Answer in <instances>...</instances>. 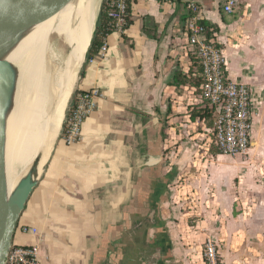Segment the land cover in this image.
I'll list each match as a JSON object with an SVG mask.
<instances>
[{
	"label": "crops",
	"instance_id": "crops-1",
	"mask_svg": "<svg viewBox=\"0 0 264 264\" xmlns=\"http://www.w3.org/2000/svg\"><path fill=\"white\" fill-rule=\"evenodd\" d=\"M196 1L227 78L253 94L248 157L214 155L205 121L190 118L203 101L191 84L189 48L175 41L187 0H131L130 26L107 36L105 59L98 51L86 58L74 88H96L103 98L79 142L57 139L48 152L14 232L13 244L38 247L41 264H203L209 238L220 264H264V209L248 218L232 194L234 182L240 190L256 177L254 198L264 201V0H239L229 15L225 0ZM163 178L171 194L160 205L161 229L132 228L137 204L155 198L145 192ZM21 226L37 234H23Z\"/></svg>",
	"mask_w": 264,
	"mask_h": 264
},
{
	"label": "bare ground",
	"instance_id": "bare-ground-1",
	"mask_svg": "<svg viewBox=\"0 0 264 264\" xmlns=\"http://www.w3.org/2000/svg\"><path fill=\"white\" fill-rule=\"evenodd\" d=\"M99 3L75 0L49 19L7 35L10 42L0 59L9 62L17 76L13 109L6 117L0 179V192L7 198L37 153L58 134Z\"/></svg>",
	"mask_w": 264,
	"mask_h": 264
},
{
	"label": "built area",
	"instance_id": "built-area-1",
	"mask_svg": "<svg viewBox=\"0 0 264 264\" xmlns=\"http://www.w3.org/2000/svg\"><path fill=\"white\" fill-rule=\"evenodd\" d=\"M239 0H225L223 12L232 14L239 6ZM131 0H103L107 16L112 21L113 32L123 34L125 16ZM186 18L183 28L178 31L175 41L189 48V54L198 59L203 82L200 85L201 100L212 110L213 128L210 130L209 147L212 145L220 154L235 159H246L251 147L253 118L256 115V103L251 89L246 84L236 83L227 78L226 62L222 50L215 41V34L199 18V5L196 0H187ZM107 37L98 49L97 57L107 56ZM71 102L60 140L66 146H73L81 138L82 126L86 118L103 98L100 90L94 88L86 92H75ZM23 234L36 235L37 230L21 226ZM203 264H220L219 248L209 238L203 244ZM5 264H41L38 247L33 245L12 244Z\"/></svg>",
	"mask_w": 264,
	"mask_h": 264
},
{
	"label": "water",
	"instance_id": "water-1",
	"mask_svg": "<svg viewBox=\"0 0 264 264\" xmlns=\"http://www.w3.org/2000/svg\"><path fill=\"white\" fill-rule=\"evenodd\" d=\"M75 0H0V53L8 46L7 35L16 28L39 24L63 9ZM103 5L100 0L99 8L91 34L90 43L83 56L82 63L77 72L73 90L63 111L62 122L56 138L40 150L28 172L19 180L12 194L7 198L0 192V264H5L6 257L11 248L13 235L25 205L37 185L38 179L44 170L46 157L57 139H60L64 121L74 96V88L90 50L98 18ZM16 73L6 60L0 59V179L5 144V126L7 114L13 109L16 88ZM45 148V147H44ZM149 166H147L148 168ZM158 168V167H156ZM159 169V168H158ZM144 255V256H143ZM146 253H142L144 261Z\"/></svg>",
	"mask_w": 264,
	"mask_h": 264
},
{
	"label": "trees",
	"instance_id": "trees-1",
	"mask_svg": "<svg viewBox=\"0 0 264 264\" xmlns=\"http://www.w3.org/2000/svg\"><path fill=\"white\" fill-rule=\"evenodd\" d=\"M130 24H131V21H130V9H129L125 16V28L127 29L130 26ZM111 33H113L112 21L107 16L106 5L104 6L102 5L101 12H100L98 22H97L96 31L94 34V38L91 44V48L87 54V57L89 58L93 57L97 53L100 46L103 44V41L105 40V38ZM191 60L194 66L193 79L191 81V84L200 93L199 87L203 82L201 66L196 57L192 56ZM72 102H74V97L72 98ZM190 118L192 120L201 119L205 121L207 128H209L210 130L213 128L212 110L209 109L207 103L204 101L201 104L195 106V108L190 114ZM63 129H64V125H63ZM212 153L214 155L220 154V152L217 149H214V150L212 149ZM159 225L161 226V224Z\"/></svg>",
	"mask_w": 264,
	"mask_h": 264
},
{
	"label": "flooded vegetation",
	"instance_id": "flooded-vegetation-1",
	"mask_svg": "<svg viewBox=\"0 0 264 264\" xmlns=\"http://www.w3.org/2000/svg\"><path fill=\"white\" fill-rule=\"evenodd\" d=\"M167 187L168 179L163 178L161 181L151 182V185L148 187L147 191L145 192L144 190L145 194L152 193L155 198H143L140 200L141 202L137 204L138 207L134 209L136 216L133 218L135 222L132 228H150L153 225L152 227H155L157 231L161 229L160 225L158 224L159 210L160 205L169 199V191Z\"/></svg>",
	"mask_w": 264,
	"mask_h": 264
},
{
	"label": "rangeland",
	"instance_id": "rangeland-1",
	"mask_svg": "<svg viewBox=\"0 0 264 264\" xmlns=\"http://www.w3.org/2000/svg\"><path fill=\"white\" fill-rule=\"evenodd\" d=\"M53 39L54 38H52V40ZM52 43H53L54 46H56V44H57L56 42H52ZM210 148H212L213 150L215 149L213 145ZM260 181H261V179L254 177L253 179L250 180V183H252V185H249L247 187L246 186H242V188H240V190L238 189V185L236 183L237 181L233 183L234 186L236 185L235 188H237V189H235V191H233L232 194L234 195V193L237 192L238 198H242V202L240 204V209H238V210H239V212L241 214L248 215L249 216L248 218H252V216H253V214L255 212L257 213L258 211H261V210L264 209V206H262L263 205L262 202H264L263 199L254 198V196H257V194H260V193H258L256 191L258 189V187L259 188L261 187L260 184H259ZM255 183L257 185H254ZM169 194H171V192H169ZM245 194L248 197L244 198L243 196H245ZM234 198H233V201H232L233 208L237 207L236 202L234 201ZM187 202L188 201H180L179 205H181L183 207V209H181V210H184V208L187 209V205L189 203V202L188 203ZM194 219L195 220H199L197 217H195Z\"/></svg>",
	"mask_w": 264,
	"mask_h": 264
}]
</instances>
